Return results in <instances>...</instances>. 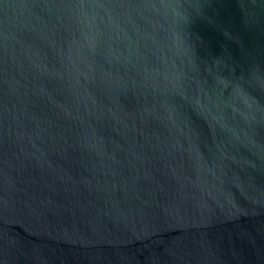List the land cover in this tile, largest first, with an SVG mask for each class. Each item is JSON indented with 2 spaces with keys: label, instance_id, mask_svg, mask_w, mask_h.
<instances>
[{
  "label": "water",
  "instance_id": "water-1",
  "mask_svg": "<svg viewBox=\"0 0 264 264\" xmlns=\"http://www.w3.org/2000/svg\"><path fill=\"white\" fill-rule=\"evenodd\" d=\"M0 264H264V0H0Z\"/></svg>",
  "mask_w": 264,
  "mask_h": 264
}]
</instances>
